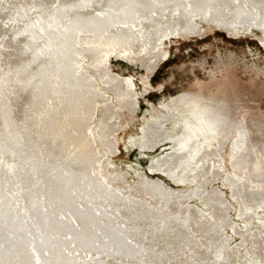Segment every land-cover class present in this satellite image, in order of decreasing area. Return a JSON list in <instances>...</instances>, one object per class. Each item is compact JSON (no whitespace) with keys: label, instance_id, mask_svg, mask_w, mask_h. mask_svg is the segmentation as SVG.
<instances>
[{"label":"water","instance_id":"1","mask_svg":"<svg viewBox=\"0 0 264 264\" xmlns=\"http://www.w3.org/2000/svg\"><path fill=\"white\" fill-rule=\"evenodd\" d=\"M0 264H264V0H0Z\"/></svg>","mask_w":264,"mask_h":264}]
</instances>
